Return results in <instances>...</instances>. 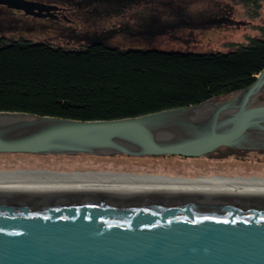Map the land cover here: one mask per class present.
I'll return each instance as SVG.
<instances>
[{"label": "water", "instance_id": "1", "mask_svg": "<svg viewBox=\"0 0 264 264\" xmlns=\"http://www.w3.org/2000/svg\"><path fill=\"white\" fill-rule=\"evenodd\" d=\"M264 70L207 116V102L113 120L0 112V153L209 156L264 147ZM243 93L240 99L239 94ZM261 143V144H260ZM0 264H264V191L0 190Z\"/></svg>", "mask_w": 264, "mask_h": 264}, {"label": "trees", "instance_id": "2", "mask_svg": "<svg viewBox=\"0 0 264 264\" xmlns=\"http://www.w3.org/2000/svg\"><path fill=\"white\" fill-rule=\"evenodd\" d=\"M244 1L256 10L264 0ZM259 32L246 45L208 53L123 49L104 42L69 48L0 37V112L95 121L198 105L243 90L257 80L264 70V26ZM15 155L86 159L82 161L99 167L55 168L36 163L0 170L6 174L161 178L160 163L138 162L161 160V156Z\"/></svg>", "mask_w": 264, "mask_h": 264}, {"label": "rangeland", "instance_id": "3", "mask_svg": "<svg viewBox=\"0 0 264 264\" xmlns=\"http://www.w3.org/2000/svg\"><path fill=\"white\" fill-rule=\"evenodd\" d=\"M261 26L264 1L255 10L244 0H0V37L69 48L104 42L123 49L229 52L259 37ZM240 91L209 102H226ZM260 104H264V89L251 103ZM251 138L264 143V132L253 131ZM183 157L161 155V160L138 162L160 163L161 178L171 176L172 169L178 172L172 176L185 182L191 180L181 173L188 170L201 176L211 174V179L218 181L237 179L255 184L256 180H264V147L222 146L209 156ZM82 160L86 159L0 154V169H19L36 163L55 168L99 167ZM3 172L0 170V175L6 174ZM192 180L209 182L210 178Z\"/></svg>", "mask_w": 264, "mask_h": 264}, {"label": "bare ground", "instance_id": "4", "mask_svg": "<svg viewBox=\"0 0 264 264\" xmlns=\"http://www.w3.org/2000/svg\"><path fill=\"white\" fill-rule=\"evenodd\" d=\"M243 93L239 94L240 99ZM213 102L205 103L190 111L196 116H207L214 110ZM263 133V131H261ZM252 140H256L253 138ZM260 141L259 138L257 142ZM82 172V171H81ZM169 175L162 178L153 177H123L117 178L107 173H79L77 175H40L32 173L24 174H5L0 175V190H17V189H45V188H76V187H92V188H120V189H226V190H248V191H264V180H256L257 183L249 184L241 180L234 181H218L211 179L214 176L193 174L191 170L181 175L187 177L191 181L185 182L178 180L172 176L174 172L170 169ZM180 174V173H179ZM236 178L237 176H229ZM180 178V177H179ZM210 178L209 182H202L192 179ZM229 180V179H228ZM254 181V180H253Z\"/></svg>", "mask_w": 264, "mask_h": 264}]
</instances>
